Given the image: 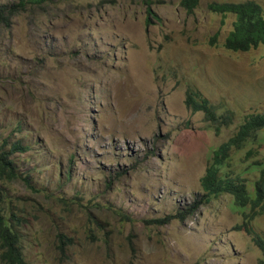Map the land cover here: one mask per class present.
I'll return each instance as SVG.
<instances>
[{"label":"rangeland","instance_id":"374dc122","mask_svg":"<svg viewBox=\"0 0 264 264\" xmlns=\"http://www.w3.org/2000/svg\"><path fill=\"white\" fill-rule=\"evenodd\" d=\"M181 1L0 0L17 7L0 23V140L28 147L13 155L17 179L3 185L25 264H256L262 256L252 237L264 240V214L248 232L236 229L229 194L183 221L152 222L185 208L201 192L211 147L245 115L264 113V48H224L235 15L210 8L252 1L264 18V0H197L190 11ZM187 87L231 110L233 123L214 135L185 107ZM245 149L234 165L263 154L244 160Z\"/></svg>","mask_w":264,"mask_h":264},{"label":"trees","instance_id":"16d2710c","mask_svg":"<svg viewBox=\"0 0 264 264\" xmlns=\"http://www.w3.org/2000/svg\"><path fill=\"white\" fill-rule=\"evenodd\" d=\"M197 0H182L181 4L190 11ZM14 4L0 5V23L8 24ZM213 11L233 12L235 20L232 29L226 35L223 46L231 51H247L250 48L262 46L264 48V18L260 14L259 6L252 1L244 3H222L211 5ZM146 23L154 14L146 7ZM183 103L192 113L200 112L202 120L217 134L222 127H228L233 122V114L226 107L211 104L198 90L187 87ZM264 113H251L243 117L234 132L224 141L212 147L206 159L203 174L199 178L201 192L182 210L175 211L152 222L162 225L170 219L183 221L191 216L202 204L211 197L229 194L234 203V209L239 211L241 222L236 229L249 231L250 221L264 214ZM249 143H257L261 147L253 150ZM27 145L21 140H0V261L2 264H25L23 259L20 236L19 219L4 207V182L17 179L13 155L23 153ZM245 149L244 160L253 153L263 154L252 160L246 167H238L231 162L235 150ZM256 172L253 179L245 178L244 173ZM25 180V178H22ZM60 244L66 245L70 239L60 236ZM253 243L261 252L256 264H264V240L258 236L252 237Z\"/></svg>","mask_w":264,"mask_h":264},{"label":"clouds","instance_id":"9594fccd","mask_svg":"<svg viewBox=\"0 0 264 264\" xmlns=\"http://www.w3.org/2000/svg\"><path fill=\"white\" fill-rule=\"evenodd\" d=\"M226 109H228V108H226ZM228 110H229V109H228ZM230 111H231V110H230ZM231 112H232V111H231ZM262 113H263V112H262ZM232 114H233V113H232ZM249 114H251V113H249ZM242 119H243V118H242ZM233 120H234V116H233ZM241 121H242V120H241ZM241 121H240V122H241ZM240 122H239V123H240ZM232 123H233V122H232ZM239 123H238V124H239ZM238 124H237V125H238ZM228 127H229V126H228ZM236 127H237V126H236ZM236 127H235V129H236ZM208 128H209V127H208ZM223 128H227V127H222V128L220 129V131H219L217 134H215L211 128H209V129L212 130V132L214 133V135H218V134L221 132V130H222ZM233 132H234V131H233ZM233 132H232V133H233ZM232 133H231V134H232ZM228 137H229V136H228ZM228 137H227V138H228ZM227 138H226V139H227ZM226 139H225V140H226ZM223 141H224V140H223ZM220 143H221V142H220ZM217 145H218V144H217ZM215 146H216V145H215ZM215 146H213V147H215ZM211 148H212V147H211ZM235 151H237V150H235ZM235 151H234V152H235ZM234 152H233V154H234ZM254 218H255V217H254Z\"/></svg>","mask_w":264,"mask_h":264}]
</instances>
